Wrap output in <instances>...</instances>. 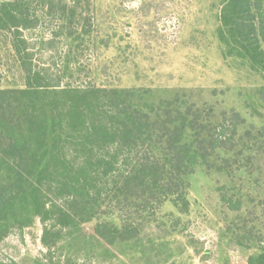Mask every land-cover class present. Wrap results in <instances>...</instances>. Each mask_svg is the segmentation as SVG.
<instances>
[{
  "label": "trees",
  "instance_id": "trees-1",
  "mask_svg": "<svg viewBox=\"0 0 264 264\" xmlns=\"http://www.w3.org/2000/svg\"><path fill=\"white\" fill-rule=\"evenodd\" d=\"M74 1L0 2V30L25 78L23 87L0 88V246L40 219L49 253L75 237L124 252L166 203L189 211L188 178L198 165L234 182L256 158L250 151L263 132L240 134L246 119L235 108L217 111L186 89L61 85L38 68L23 30L38 25V8L49 3L88 33L82 0ZM218 19L225 56L246 59L264 77V0H222ZM253 96L264 107V85ZM225 189L223 204L239 211L242 198ZM241 229L240 246L256 248L248 264H264V236L247 223Z\"/></svg>",
  "mask_w": 264,
  "mask_h": 264
},
{
  "label": "rangeland",
  "instance_id": "rangeland-1",
  "mask_svg": "<svg viewBox=\"0 0 264 264\" xmlns=\"http://www.w3.org/2000/svg\"><path fill=\"white\" fill-rule=\"evenodd\" d=\"M5 0H0V2ZM59 3L62 0H53ZM69 6L74 0H64ZM222 0H82L90 31L70 27L69 16L49 3L38 9L40 20L24 29L34 64L48 69L61 85L186 89L217 111L235 108L246 119L240 134L251 130L256 158L236 181L198 165L189 176L190 209L166 203L159 219L146 227L139 244L125 251H105L80 237L70 238L53 253L42 242L37 219L13 231L0 246L5 264H248L256 250L243 249L236 235L248 224L264 236V107L253 96L264 77L244 58L225 56L218 35ZM81 24V22H80ZM73 30L72 35L69 32ZM67 69L65 76L59 74ZM63 74V73H61ZM25 85L10 35L0 30V88ZM236 193L244 204L231 211L220 188ZM233 228V230L229 229ZM233 231H236L235 233ZM236 234V235H235ZM71 243L72 245H69ZM71 246V247H70ZM70 257V261H67Z\"/></svg>",
  "mask_w": 264,
  "mask_h": 264
}]
</instances>
